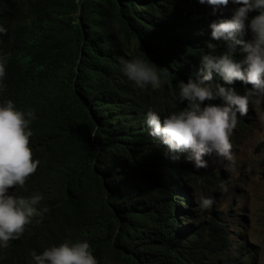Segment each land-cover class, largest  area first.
Wrapping results in <instances>:
<instances>
[{
  "label": "trees",
  "instance_id": "obj_1",
  "mask_svg": "<svg viewBox=\"0 0 264 264\" xmlns=\"http://www.w3.org/2000/svg\"><path fill=\"white\" fill-rule=\"evenodd\" d=\"M216 16L199 0H0L7 30L0 35V104L10 99L34 111L30 147L40 161L14 194L39 193L38 211L48 209L41 223L32 217L19 239L0 247V264H35L33 251L65 241H87L98 264H254L255 251L232 222L212 210L187 218L190 188L209 191L221 180L215 155L199 169L189 152L171 159L146 118L153 110L163 121L187 107L178 100L180 82L200 78L203 55L229 50L211 36ZM121 58L144 59L167 82L141 90ZM233 59L241 60L238 50ZM211 83L240 95L252 87L227 85L215 71ZM219 98L201 107L223 106ZM249 119L238 115L233 132Z\"/></svg>",
  "mask_w": 264,
  "mask_h": 264
},
{
  "label": "clouds",
  "instance_id": "obj_2",
  "mask_svg": "<svg viewBox=\"0 0 264 264\" xmlns=\"http://www.w3.org/2000/svg\"><path fill=\"white\" fill-rule=\"evenodd\" d=\"M199 2L209 4L210 14L217 15L216 19L211 18V36L215 40L227 41L229 50L219 56L203 55L200 78L180 82L178 100H187V107L171 112L163 121L153 110H149L146 117L150 134L167 145L165 155L171 154L170 158L177 160L179 156L176 153L189 152L191 155L188 159L194 160L197 169L206 168V157L216 152L232 162L230 137L234 140L237 134L233 130L237 127L238 115L250 118L245 122L246 128L241 131L244 132L253 116V103L264 100V0ZM221 17L226 19L221 20ZM6 31L0 26V35ZM208 47L215 48L211 43ZM236 50L241 53L239 61L233 59ZM121 64L123 72L141 90L149 85L152 90H158L167 82V73H158L144 59L121 58ZM213 71L222 76L227 85L240 80L252 87L240 95L233 87L219 83L213 85ZM5 75V62L0 60V91L4 88ZM216 97L226 103L223 106L209 104L201 107V102L206 99L218 100ZM249 104L251 113H248ZM34 119L33 110L27 113L18 110L10 99L0 104V247H7L10 240L19 239L32 217L39 216L41 219L36 223H41L43 213L48 211L47 208L38 211L36 207L43 198L41 194L30 198L14 194L16 186L23 188L40 163L33 158L30 147V137L33 135L30 124ZM221 189L226 192L227 186L221 184ZM212 203L210 198L201 197L199 206L203 210ZM251 249L254 250L252 246ZM32 257L35 264H98L87 241H65L45 249L42 254L33 251Z\"/></svg>",
  "mask_w": 264,
  "mask_h": 264
},
{
  "label": "rangeland",
  "instance_id": "obj_3",
  "mask_svg": "<svg viewBox=\"0 0 264 264\" xmlns=\"http://www.w3.org/2000/svg\"><path fill=\"white\" fill-rule=\"evenodd\" d=\"M252 110L248 129L234 134V140L230 137L232 162L215 153L221 180L209 191L199 187L198 192L194 188L188 191L193 199V217L187 218H203L212 210L215 218L232 222L234 231L254 248V264H264V100L253 103ZM221 184L227 186L226 192ZM201 197L210 198L212 205L202 210Z\"/></svg>",
  "mask_w": 264,
  "mask_h": 264
}]
</instances>
